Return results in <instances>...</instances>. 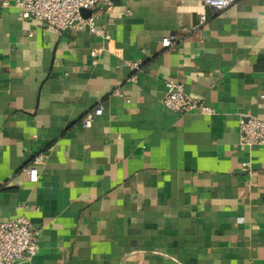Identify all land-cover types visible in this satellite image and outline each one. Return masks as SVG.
Segmentation results:
<instances>
[{
  "label": "crops",
  "instance_id": "0c3cea01",
  "mask_svg": "<svg viewBox=\"0 0 264 264\" xmlns=\"http://www.w3.org/2000/svg\"><path fill=\"white\" fill-rule=\"evenodd\" d=\"M0 1V222L40 230L25 264H264V146L239 139L264 117V0H111L87 15L109 38ZM168 80L213 112L165 107Z\"/></svg>",
  "mask_w": 264,
  "mask_h": 264
},
{
  "label": "built area",
  "instance_id": "2783aa9c",
  "mask_svg": "<svg viewBox=\"0 0 264 264\" xmlns=\"http://www.w3.org/2000/svg\"><path fill=\"white\" fill-rule=\"evenodd\" d=\"M207 5L218 10H225L236 0H202ZM101 4L108 7L113 5L111 0H17L20 17L26 21H41L50 31H62L68 28L85 29L109 38L108 34L98 28L95 23L97 15L84 16L82 10L96 9ZM9 1H0V8L9 6ZM176 35L162 38V46L167 48L177 44ZM103 49L94 48L90 52L91 62H99ZM138 67V63H134ZM165 107L176 112H190L198 110L210 114L213 109L205 105L200 99L185 91L183 84L168 80L165 83V93L162 98ZM103 114L102 106L88 112L82 119L84 127H91L94 119ZM240 144L244 147L264 146V117L243 115L240 121ZM44 160L42 154L37 155L31 165L23 170L31 181L39 178L37 164ZM244 170H250L251 163H242ZM40 250V230L32 225L25 216H18L8 221L0 222V264H25L31 261Z\"/></svg>",
  "mask_w": 264,
  "mask_h": 264
},
{
  "label": "water",
  "instance_id": "95a60500",
  "mask_svg": "<svg viewBox=\"0 0 264 264\" xmlns=\"http://www.w3.org/2000/svg\"><path fill=\"white\" fill-rule=\"evenodd\" d=\"M89 13H90L89 10H86V9H83V10H82V14H83L84 16H87Z\"/></svg>",
  "mask_w": 264,
  "mask_h": 264
}]
</instances>
